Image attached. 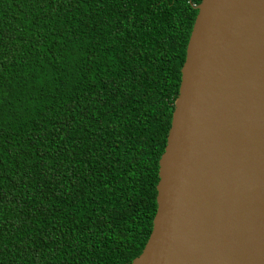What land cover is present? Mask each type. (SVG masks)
<instances>
[{"label":"trees","instance_id":"trees-1","mask_svg":"<svg viewBox=\"0 0 264 264\" xmlns=\"http://www.w3.org/2000/svg\"><path fill=\"white\" fill-rule=\"evenodd\" d=\"M200 1L0 0V264L141 253Z\"/></svg>","mask_w":264,"mask_h":264},{"label":"water","instance_id":"water-1","mask_svg":"<svg viewBox=\"0 0 264 264\" xmlns=\"http://www.w3.org/2000/svg\"><path fill=\"white\" fill-rule=\"evenodd\" d=\"M155 213L129 264H264V0H201Z\"/></svg>","mask_w":264,"mask_h":264}]
</instances>
